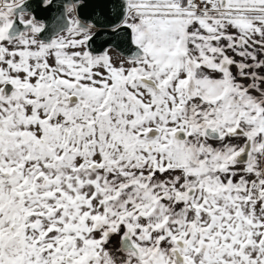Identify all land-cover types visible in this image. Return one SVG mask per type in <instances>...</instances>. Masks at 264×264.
<instances>
[{
  "label": "snow or ice",
  "instance_id": "6c2138e0",
  "mask_svg": "<svg viewBox=\"0 0 264 264\" xmlns=\"http://www.w3.org/2000/svg\"><path fill=\"white\" fill-rule=\"evenodd\" d=\"M0 264H264V0H0Z\"/></svg>",
  "mask_w": 264,
  "mask_h": 264
},
{
  "label": "water",
  "instance_id": "95a60500",
  "mask_svg": "<svg viewBox=\"0 0 264 264\" xmlns=\"http://www.w3.org/2000/svg\"><path fill=\"white\" fill-rule=\"evenodd\" d=\"M91 3H92V0H89V4H91ZM91 12H92V8H91L90 6H88V5H86V6L82 9V15L87 16V15L91 14ZM101 43H102V41H97V45H99V44H101Z\"/></svg>",
  "mask_w": 264,
  "mask_h": 264
},
{
  "label": "rangeland",
  "instance_id": "374dc122",
  "mask_svg": "<svg viewBox=\"0 0 264 264\" xmlns=\"http://www.w3.org/2000/svg\"><path fill=\"white\" fill-rule=\"evenodd\" d=\"M112 55L114 58H116L118 56V54L115 51L112 52Z\"/></svg>",
  "mask_w": 264,
  "mask_h": 264
},
{
  "label": "crops",
  "instance_id": "0c3cea01",
  "mask_svg": "<svg viewBox=\"0 0 264 264\" xmlns=\"http://www.w3.org/2000/svg\"><path fill=\"white\" fill-rule=\"evenodd\" d=\"M114 243H115V241H114Z\"/></svg>",
  "mask_w": 264,
  "mask_h": 264
}]
</instances>
